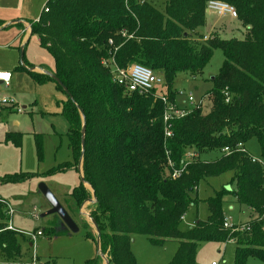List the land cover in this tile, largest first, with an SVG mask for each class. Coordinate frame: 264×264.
<instances>
[{"label":"trees","instance_id":"trees-1","mask_svg":"<svg viewBox=\"0 0 264 264\" xmlns=\"http://www.w3.org/2000/svg\"><path fill=\"white\" fill-rule=\"evenodd\" d=\"M208 1L166 0L162 12L145 0H47L49 12L29 21L32 34L54 57L53 74L68 90L63 113L69 123V148L76 163L83 156V180L70 194L69 205L78 211L91 197L84 183L92 187L96 201L90 215L99 229V248L114 264H136L131 249L135 234L146 235L154 246L177 241L167 264H196L199 242L230 239L236 245L235 264H245L249 255L264 262V0H221L235 7L244 35L223 38L213 33L201 41L203 35L193 32L205 24ZM215 49L222 50L224 61L203 96L212 95L211 108L205 112L200 103L175 119L170 138L164 131L165 105L152 92H127L103 63L113 56L120 67L137 62L152 68L163 75L165 94L174 102L176 74H201ZM30 74L37 82L54 80L50 74ZM252 137L259 141L262 163L246 150L222 152ZM21 138V133L6 135L17 145ZM213 151L220 156L201 158ZM189 152L194 156L186 157ZM69 166L65 162L50 172ZM173 169L183 171L173 178ZM228 171L233 186L208 197L207 218L197 217L183 229L182 217L198 204L200 181ZM33 176L37 173L20 172L0 180L18 182ZM226 195L253 210L254 218L242 223L248 228L234 231L224 226ZM4 201L0 197L3 264H27L19 260L20 233L5 229ZM83 225L86 235L97 241L98 235ZM61 232L49 228L48 234ZM100 262L98 255L86 264Z\"/></svg>","mask_w":264,"mask_h":264},{"label":"rangeland","instance_id":"rangeland-1","mask_svg":"<svg viewBox=\"0 0 264 264\" xmlns=\"http://www.w3.org/2000/svg\"><path fill=\"white\" fill-rule=\"evenodd\" d=\"M145 1L164 11L166 0ZM46 2L47 0H0V18L11 23L0 28V71L8 70L12 73L9 86L0 84V94L10 95L22 108V111L16 109L11 111L10 107H3L10 111L3 108L0 111V176L27 171L37 173V176L18 182H0V196L13 208V225L21 232L18 237L20 261L27 263L33 253H36L38 264H86L88 259L98 256V238L96 241L87 236L83 225L84 223L94 235H98L87 208H83L82 219L78 212L71 213L79 228L76 232L48 234L51 227L55 226L54 229L62 230L60 227L66 226L57 214L41 216L51 208L48 199L40 190L41 182L58 196L70 192L74 186L81 183L80 176L75 170L50 172L52 166L58 162L74 161L68 147L69 123L63 113V103L67 99V94L57 86L55 80L48 79L41 83L33 79L30 74L33 67L44 68L50 75L53 74L54 57L41 45L37 35L27 34V37L24 34L19 35L20 22L39 17L44 12ZM212 22L219 27H208ZM193 33L196 37L202 34L201 41L205 40V36L211 38L214 36L213 33L223 38L231 36L242 38L244 35L239 20L228 13L223 16L215 13L206 15L205 24L199 26ZM223 61L222 50L215 49L201 74L192 77L189 72H178L172 84V89L176 91L177 103L191 108L192 105L183 104L189 94L193 96L195 104L202 101L204 94L212 87V77L219 72ZM163 92L168 93V86L165 84L157 86V94L161 95ZM204 99L202 107L206 112L212 106V95L206 94ZM11 130L22 133L20 145L6 139V132ZM244 148L254 158L263 159L256 137L248 139L244 143ZM220 154L218 151L203 153L201 158L213 160ZM232 175L233 173L228 171L200 181L196 193L198 204L191 206L185 214L181 223L183 229L191 226L197 216L203 220L207 218L209 215L207 198L224 187L230 189L233 186ZM225 198L227 201L223 204V212L230 224L236 225L254 218L255 214L250 212L246 205L231 202L230 195H226ZM87 204L88 202L84 206ZM37 228H44V235L39 236L36 243L31 246L26 236ZM131 240L136 264H167L178 248L177 241L166 242L164 246H154L143 234H135ZM235 251L233 239L227 242L201 241L197 246L196 264H211L212 261L217 264H235ZM4 262L6 260L0 255V264ZM245 264L264 262L256 255H249Z\"/></svg>","mask_w":264,"mask_h":264},{"label":"built area","instance_id":"built-area-1","mask_svg":"<svg viewBox=\"0 0 264 264\" xmlns=\"http://www.w3.org/2000/svg\"><path fill=\"white\" fill-rule=\"evenodd\" d=\"M207 10L219 16H223L226 13H228L231 17L237 18V12L235 7L221 0H209L207 3ZM43 11L45 13L49 12V5L47 4V2L44 5ZM125 33L126 32H124L123 34ZM129 37H132V35H129ZM204 38L207 39L208 36H205ZM109 44L113 45V40H110ZM117 49L118 47L114 46V50ZM103 63L111 68L114 81L118 85L122 86L127 92H131V93L136 92L138 94H145L148 92H152L154 93V97L160 100L165 105L163 121L165 125L164 131L166 138H170L173 135V121L175 119L185 116L193 106L200 103L203 106L204 104L205 101L204 98L206 96L202 99V101L195 104L193 96L191 94L187 95V101H183L184 102L183 104L187 103L188 105L189 104L192 105V107L189 108V107L180 106L176 100L172 102L171 100H169L168 96L164 92L161 95L157 94V86L164 85L165 80L162 74L155 73L152 70V68L148 66L134 62L126 67H120L116 63L113 56L111 58L105 59ZM0 81L5 85H9L11 81V72L0 71ZM226 101H229L228 96L226 98ZM3 107L15 108L17 111H22V108L18 105L17 101L13 97L7 94H0V109ZM245 150L246 149L244 148V145L242 143H239L235 147L226 146L223 148L222 151L226 154H230L234 151H245ZM193 156H194L193 152H189L186 155V157L189 158ZM252 160L259 161L262 163L261 160H258L253 156H252ZM170 166H172V162H170ZM182 171L183 169H173L171 176L175 178L179 176ZM4 202L6 204L5 214L7 217L5 229H9L21 233L19 230L14 228L12 224V216L14 213L13 208L10 206V204L7 201ZM35 216H38V214H35ZM182 218L184 219V216ZM224 226L229 227L234 231H240L243 230L244 228H248L242 223L236 225L230 224L226 217L224 219ZM43 232L44 231L42 229H38L32 233H27L26 239L29 240L31 246L36 243V239L39 236L44 235ZM27 264H38V256L36 253H33ZM211 264H217V263L212 262Z\"/></svg>","mask_w":264,"mask_h":264},{"label":"crops","instance_id":"crops-1","mask_svg":"<svg viewBox=\"0 0 264 264\" xmlns=\"http://www.w3.org/2000/svg\"><path fill=\"white\" fill-rule=\"evenodd\" d=\"M209 14H214V13H211V12H209L208 10H206V15L207 16H209ZM40 17V16H39ZM39 17H36L35 19H33V20H37ZM0 20L2 21V24L0 25V28H4V27H6V26H8V25H10L11 23L10 22H7V21H4L3 19H1L0 18ZM213 21H215L214 19H213ZM21 24V30H20V33H19V35H22V34H24L26 37H27V34H29L30 36L31 35H33L32 34V31H31V25H30V22L29 21H26V20H24V21H21L20 22ZM211 26V27H210ZM219 27V25H216L215 23H211V24H209V26L208 27H210V28H212V27ZM25 36H24V38H25ZM38 40H39V38H38ZM6 71H8V70H6ZM30 71H33V72H35V73H40V74H49L44 68H40V67H33ZM10 72V71H9ZM11 81H12V73H11ZM11 81H10V83H11ZM10 83H9V85H10ZM0 84H2V85H5V84H3L1 81H0ZM9 85H5V86H9ZM3 109H5V108H3ZM5 110H8V109H5ZM10 110L11 111H13V110H15V108H10ZM10 110H8V111H10ZM0 111H2V109H0ZM17 111V110H16ZM0 114H1V112H0ZM14 124H18V122H14ZM9 132H13V133H21V132H16V131H8V132H6V135H7V133H9ZM69 133V132H68ZM22 134V133H21ZM68 147H69V139H68ZM69 150H70V152L72 153V151H71V149L69 148ZM73 155V154H72ZM74 159V158H73ZM65 162H69V163H71V166H69V167H67V168H64L63 170H60V171H70V170H75L76 172H78V174H79V176H80V179H81V181L83 180V170H82V164H80V159L78 160V162L76 163L75 161H69V160H66V161H61V162H58L56 165H53L52 166V168L51 169H53V168H56L57 166H59L60 164H63V163H65ZM50 169V170H51ZM59 171V172H60ZM58 172V171H57ZM26 173H28V171L26 172ZM7 174H15V173H6V174H4V175H7ZM4 175H2V176H4ZM1 176V177H2ZM0 182H3V181H1L0 180ZM85 184V187L91 192V198L88 200H85V202L81 205V207L79 208V210L77 211V210H75L74 209V207H72V206H70L69 205V201H68V199H69V196H70V194L72 193V191H73V189L76 187V186H78V185H76V186H74L73 187V189L70 191V192H68V193H66V194H62L61 196H58L55 192H54V194L56 195V197L58 198V200L60 201V203L66 208V210L69 212V214L71 215V213H77V214H79L80 216H81V219H82V215H83V208L85 207V208H87V210L90 212V207H91V205L94 203V197H93V190L91 189V187L89 186V184L88 183H84ZM1 197V196H0ZM2 198V197H1ZM2 199H4V200H6L5 198H2ZM86 202H88V204L86 205V206H84V204L86 203ZM231 202H232V200H231ZM51 206V205H50ZM248 209H249V211L250 212H253V210L251 209V208H249L248 207ZM254 213V212H253ZM198 217V216H197ZM196 217V218H197ZM82 222H83V220H82ZM195 222H196V219H195ZM194 222V223H195ZM248 222V221H247ZM194 223L192 224V225H194ZM244 223V222H243ZM12 224H13V221H12ZM65 225V224H64ZM191 225V226H192ZM14 226V225H13ZM66 226V225H65ZM14 228H16L15 226H14ZM51 228H56L55 226L54 227H51ZM62 230H63V232H65V231H70L68 228H67V226H66V228H64V227H60ZM38 229H42V230H44V228H37V230ZM72 232V231H71ZM98 243V242H97ZM166 244V243H165ZM177 245H178V242H177ZM97 249H98V255H100V257H101V262H100V264H109L110 263V260H109V256H108V254H104V253H102L101 252V250H100V248H99V244H98V246H97ZM212 262H215V261H212ZM211 262V263H212Z\"/></svg>","mask_w":264,"mask_h":264},{"label":"water","instance_id":"water-1","mask_svg":"<svg viewBox=\"0 0 264 264\" xmlns=\"http://www.w3.org/2000/svg\"><path fill=\"white\" fill-rule=\"evenodd\" d=\"M51 76L59 85H61L63 87V89L66 91V93H68L67 88L62 84V82L59 80V78H57L54 74H52ZM80 112H81V115L84 117L82 109H80ZM84 131H85V126H83V131H82V146H84ZM82 160H83V156L80 157V164H82ZM39 187L51 205V208L47 212L42 213L41 216L43 217L47 214H57V215H59V217L61 218L63 223L67 226V228L70 231H72V232L78 231L79 228H78L77 224L75 223V221L73 220V218L71 217L69 212L66 210V208L60 203V201L55 196V194L49 189V187L43 182L40 183ZM91 189H92V187H91ZM93 197H94V201H96L94 192H93ZM92 222H93V224L96 228L97 234H98V244H99V229H98L95 221L92 220Z\"/></svg>","mask_w":264,"mask_h":264}]
</instances>
